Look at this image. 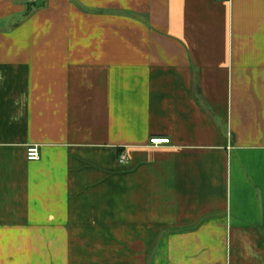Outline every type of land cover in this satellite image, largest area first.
Here are the masks:
<instances>
[{"label":"crops","instance_id":"obj_1","mask_svg":"<svg viewBox=\"0 0 264 264\" xmlns=\"http://www.w3.org/2000/svg\"><path fill=\"white\" fill-rule=\"evenodd\" d=\"M0 264H264V0H0Z\"/></svg>","mask_w":264,"mask_h":264},{"label":"built area","instance_id":"obj_2","mask_svg":"<svg viewBox=\"0 0 264 264\" xmlns=\"http://www.w3.org/2000/svg\"><path fill=\"white\" fill-rule=\"evenodd\" d=\"M30 2H35L36 0H29ZM167 139H153L150 141L152 145H162V144H168ZM26 159L30 162H35L39 160V151L36 146H29L26 149ZM119 163L121 165H125L127 163V157L125 155H121L119 157Z\"/></svg>","mask_w":264,"mask_h":264}]
</instances>
